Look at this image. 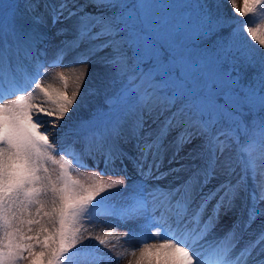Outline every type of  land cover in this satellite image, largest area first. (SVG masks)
<instances>
[{
    "label": "snow or ice",
    "instance_id": "snow-or-ice-1",
    "mask_svg": "<svg viewBox=\"0 0 264 264\" xmlns=\"http://www.w3.org/2000/svg\"><path fill=\"white\" fill-rule=\"evenodd\" d=\"M227 3L248 19L230 23L208 0H63L49 23L63 37L58 59L75 53L61 64L72 71L47 84L42 5L26 0L10 14L15 6L0 3V264H120L127 253L112 241L136 233L90 230L103 216L171 220L127 264H264V228L244 240L264 225V151L249 147L251 130L264 140V0ZM225 28L261 51L235 40L209 48ZM94 57L103 71L89 89V71L76 65ZM86 95L103 103L85 111ZM166 155L176 166L161 171ZM85 157L90 174L79 170ZM117 167L130 184L105 178ZM174 173H184L174 187L158 183ZM120 186L132 206L107 202ZM221 213L230 226L209 242Z\"/></svg>",
    "mask_w": 264,
    "mask_h": 264
},
{
    "label": "rangeland",
    "instance_id": "rangeland-1",
    "mask_svg": "<svg viewBox=\"0 0 264 264\" xmlns=\"http://www.w3.org/2000/svg\"><path fill=\"white\" fill-rule=\"evenodd\" d=\"M14 1L15 0H0V3H8V4L13 5ZM20 1L21 2L19 3V0H17V5H15V7L12 8L14 10L13 13H16V14L23 13L24 7H25L24 2H23L24 0H20ZM48 2L51 4H55L56 6L57 5L59 6V4L61 2H63V0H48ZM78 2H83V0H78ZM208 2L211 4H214V5H218L219 6L218 7L219 14L223 17L230 18V23L232 21H243V20L248 19V18L240 17L238 15H234L230 6L227 3V0H208ZM39 3L41 5H42V3L45 5V3L42 0H39ZM238 3L242 4V0H238ZM44 8H41V14L44 17V19L42 21V27L46 32L49 33L50 43L48 45V52H52L54 49H56L59 39H61L63 37L58 35L59 26L52 24V23H49V16L45 13ZM214 10H217V9H214ZM249 23H252V21H249ZM233 26H235V24H233ZM223 30H229V31H227L226 34H222ZM223 30L219 33L218 39H219V37H221L222 41H224V42L235 40L239 44L243 45L245 48L252 49L257 53H259L261 51L259 46L256 45L255 42L251 41V39L249 37H247V35L244 32L241 31L235 37H232V36L228 35V33L230 32L229 28H225ZM222 41H219V42H222ZM214 46L215 45H212L211 48ZM51 61H53V60H50V58L45 59V67H46L47 71H46V74H44L40 77L44 81L45 84L55 83L56 82L55 81L56 74L59 72H65V74H71L68 71L67 67L61 66V64L63 65V63H61L60 61H59L60 65H58V63H57L56 64L57 67H55V68H54V66H56V65L50 66ZM81 66L82 65H76V67H78V68H81ZM94 66L99 67V65H91L90 63L84 65V68H86L89 71V75H90L89 80L86 81V86L89 89H92L95 86V74L90 72V70L92 69L91 67H94ZM86 101L87 102L83 105V110H85V111L88 110L90 105H97V104L103 103V98L102 97L90 98L89 95H86ZM62 131H63V129H62ZM258 131H259L258 129H254V130H251L249 133V136L254 141V143L250 144L249 147H251L253 155L257 156V157H259L260 153L262 151H264V140H262L261 136L258 134ZM247 139L248 138H244L242 140V142H246ZM234 148H235V145H234ZM84 160L87 163H85V167H83L79 170L85 174H90L91 168L89 167V165L91 162L88 160L87 157H85ZM181 162L183 163L184 161H181ZM261 163H262L261 160L257 159V164H258L257 179H260L259 173L262 170H264V168L260 167ZM174 166H176V165L173 164L170 167H174ZM107 171L112 172L111 170H108V169H107ZM120 173H123V172H120ZM174 174H177V173H174ZM173 176L174 175H172L168 178L162 177L158 183H160L161 185H166L168 187H172L171 182H172ZM105 178L109 179V180H116V179L124 178L126 180V185L131 183V181L127 180V178L124 176V174H116L114 172L109 173ZM249 183L251 184L250 181H249ZM128 189L129 188L126 186H120L116 189H113L111 194H106V195H108V201L107 202L110 204H115L117 207L130 206V202H133L135 200V197L133 200H130V201L128 200V197H133V196L129 195L130 189L129 190ZM116 196H120V197L124 198L125 202L118 203L119 201L117 199H115ZM213 206H214V202H210L208 208L205 210V211H208L206 218L203 215L201 216V226H202L203 222H205L207 220L210 209ZM155 216L159 219V217L156 214H155ZM230 223H231V221L228 219V217L222 216V219H221L220 223L218 224V226L216 227V229L213 232H211L206 239L209 242H212L214 240V238L222 235V230H223V232H225L228 229V227L230 226ZM193 225H194V227H199L195 223ZM166 227H167V225L165 223H162V222L153 223L150 219H145L144 217H137L136 219L131 220L130 222L122 223L120 219H117L115 217L103 216V217H100L98 219L97 223L90 230H94V231L99 232L101 229H103V231L106 232L108 230L115 229L114 234L117 236H122V234L125 231H127L129 228H133L135 233H136L134 236H131V237L125 238V239L112 241V243L117 246L118 250L124 251L127 253L126 257L120 262V264H127L128 259H131V255H130L131 251L134 249H137L140 246L141 241L145 237L150 236V234L154 233L157 228L164 229ZM262 228H264V225H262L260 223V221L257 220V222L253 225V227L251 229H249V231L247 233L244 234V240L255 239V234L258 233ZM243 242L244 241H241V244H243ZM87 243H89L90 245H95L97 242L88 241ZM201 243H203V242H201ZM261 245H263V247H264V244H261ZM261 245H258L256 250H258L259 246H261ZM100 247L103 250V252H105V253L109 252V249L103 248V246H100ZM260 248H262V247H260ZM253 256H255V253H253ZM77 261H78V264H83V258L82 257H77Z\"/></svg>",
    "mask_w": 264,
    "mask_h": 264
},
{
    "label": "bare ground",
    "instance_id": "bare-ground-1",
    "mask_svg": "<svg viewBox=\"0 0 264 264\" xmlns=\"http://www.w3.org/2000/svg\"><path fill=\"white\" fill-rule=\"evenodd\" d=\"M54 55L57 56L58 54L55 52ZM74 55H75V53H73V52H68V53L63 57V59H62V60H64V62H65L64 65H67V64L73 62ZM89 63H90L91 65H99V63H98V61L96 60L95 57H94V58L92 59V61L89 62ZM99 67H100V66H99ZM99 67H96V66L91 67L92 69L90 70V72L93 73V74H96V73L102 72L103 69H102L101 67H100V68H99ZM67 68H68V71L71 73L72 69L69 68V67H67ZM81 68H84V65H82ZM170 151H171V150H169V152H170ZM170 166H171V165L168 164V158H167V155H166L162 167L165 168V167H170ZM165 170H166V169H165ZM183 175H184V173H178V174H177V177H176V178L173 180V182H172V186H175L178 182H180L181 180H183V178H184ZM169 176H170V175H168V176H166V177H169Z\"/></svg>",
    "mask_w": 264,
    "mask_h": 264
},
{
    "label": "trees",
    "instance_id": "trees-1",
    "mask_svg": "<svg viewBox=\"0 0 264 264\" xmlns=\"http://www.w3.org/2000/svg\"><path fill=\"white\" fill-rule=\"evenodd\" d=\"M227 31H229V30H223L222 34H226ZM218 36H219V34H218L217 36H214V37L212 38V40L209 41V45H208V46H209L210 48H211L212 45H214V43L212 42L213 40H219V41H222V38L219 37V39H218ZM223 42H224V41H222L221 43H223Z\"/></svg>",
    "mask_w": 264,
    "mask_h": 264
}]
</instances>
